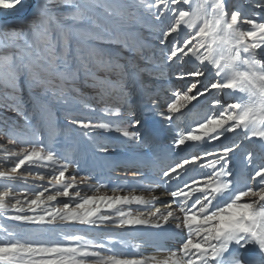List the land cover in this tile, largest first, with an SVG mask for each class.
<instances>
[{"label":"snow or ice","instance_id":"snow-or-ice-1","mask_svg":"<svg viewBox=\"0 0 264 264\" xmlns=\"http://www.w3.org/2000/svg\"><path fill=\"white\" fill-rule=\"evenodd\" d=\"M0 264H264V0H0Z\"/></svg>","mask_w":264,"mask_h":264},{"label":"bare ground","instance_id":"bare-ground-1","mask_svg":"<svg viewBox=\"0 0 264 264\" xmlns=\"http://www.w3.org/2000/svg\"><path fill=\"white\" fill-rule=\"evenodd\" d=\"M237 156L239 157V154H237ZM129 175H130V174H129ZM115 176H116V175L113 174V176L111 177V179L114 180V179H115ZM121 176H122V175H121ZM107 178H108V177H105V179H107ZM112 186H114V185H112ZM101 191H108L109 194H111V188H109V189H101ZM81 194H82V195H83V194H89V195H90V194H93V193H92L91 191H86V192H82Z\"/></svg>","mask_w":264,"mask_h":264},{"label":"rangeland","instance_id":"rangeland-1","mask_svg":"<svg viewBox=\"0 0 264 264\" xmlns=\"http://www.w3.org/2000/svg\"><path fill=\"white\" fill-rule=\"evenodd\" d=\"M131 155V153H130ZM114 175H124V173H114Z\"/></svg>","mask_w":264,"mask_h":264}]
</instances>
